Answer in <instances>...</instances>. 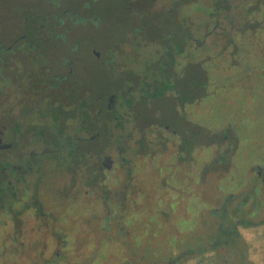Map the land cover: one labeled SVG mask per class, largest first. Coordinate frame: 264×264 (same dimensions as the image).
<instances>
[{"label": "rangeland", "instance_id": "rangeland-1", "mask_svg": "<svg viewBox=\"0 0 264 264\" xmlns=\"http://www.w3.org/2000/svg\"><path fill=\"white\" fill-rule=\"evenodd\" d=\"M253 1L256 0L249 5ZM141 2L145 8L149 0ZM229 4L213 16L215 11L208 0H190L179 12V17L196 38L188 41L184 52L176 57L177 69L181 71L186 66H194L188 73L191 79L193 74L197 76L194 70L197 67L206 77L204 84H207L203 100L186 107L187 120L199 125L203 132L201 171L193 164L194 160L178 163L171 159L170 174L178 176L182 184L170 182L167 189L170 196L167 198L156 164L161 168L164 165L163 143L168 133L164 129L154 132V135L136 133L135 127L128 123L125 133L120 132L117 137L123 142V160L112 145L110 151L118 165L105 172L99 189L90 186L88 198L79 194V197H73L75 200L71 204L66 198L63 200L65 203H61L58 190L69 179L55 175L60 171L52 169L51 165L45 167L50 186L47 189L49 206L56 210L58 218H81L85 215L82 214V205L87 200L89 227L84 230L71 229L65 224L60 227V219L57 223L48 220L44 224L36 220L34 214L25 215L26 226L21 229L25 243L23 254L17 256L19 252L10 245L8 264H170L183 252L189 251L195 254L185 256L179 264H264V11L253 12L246 17L244 11L250 6ZM198 6L201 7L199 12ZM117 7V0H100L94 10L107 17L105 25L99 22L91 26L71 24L69 29L74 31L66 41L39 42L53 67H58L61 55L69 53L70 47L75 45L72 55L80 66L86 68L85 71L80 68L77 73L94 93L118 88L127 78V73L120 78H109L108 71L95 63L92 53L90 56V48L100 52L116 45L117 36L124 31L118 25L120 13ZM48 9L50 6L43 5L41 0H0V45L9 46L15 40L20 41L19 38L28 33L26 19L33 13L41 17ZM156 9L164 13L172 6L165 8L158 2ZM215 17L220 25L218 30L214 29ZM160 21L165 23L166 20L160 18ZM230 21L235 22L236 27L244 26L248 21L253 24L262 22V25L256 35L249 32L246 36L235 34L231 37ZM44 22L48 28H54L53 22ZM135 22L131 15L127 16L124 29H131ZM58 32L64 33L63 30ZM150 34L151 39L156 37L155 31ZM11 35L15 36L13 40H9ZM131 40L128 36L122 49H112L115 55H109L114 59L108 68L129 72L135 69L141 74L144 66L152 62L150 60L161 58L158 53L161 48L148 45L141 38L137 39L141 44L134 48ZM34 42L30 39L20 44L29 46ZM190 81L196 83L199 78ZM156 137L159 138L157 146L154 144ZM140 140L143 141L142 146ZM173 140L171 137L170 150L166 149L167 157L177 152L171 144ZM153 152L161 153V158L154 159ZM118 187H121L123 195L122 207L116 208L115 214L111 213L116 220H112L109 232L102 221L107 208L98 201V196L107 194L112 210L113 191ZM101 189L104 191L100 192ZM136 191L144 193L147 199L132 203ZM30 197L27 196L25 201L28 202ZM243 202V212L240 213L239 206ZM170 206L175 211L168 219L161 213ZM223 210L225 218L213 215ZM92 218H96L95 223H92ZM241 220L244 221L242 225L239 224ZM221 225L232 229L236 225L239 238L232 240L230 245L212 250V239L218 236ZM9 230V237H15L14 228ZM2 232L4 229L0 230V236ZM64 241H67L66 245ZM57 253L61 255L58 259L55 257Z\"/></svg>", "mask_w": 264, "mask_h": 264}, {"label": "flooded vegetation", "instance_id": "flooded-vegetation-1", "mask_svg": "<svg viewBox=\"0 0 264 264\" xmlns=\"http://www.w3.org/2000/svg\"><path fill=\"white\" fill-rule=\"evenodd\" d=\"M41 1L43 5L50 6L47 12H43L42 18L47 23L53 22L54 28L50 29L46 24V28L38 32L37 45L20 44L26 40L25 33L19 38L20 41L15 40L9 46H0V58L3 60L6 69L3 78L0 77V90L4 89L3 93L0 92V117L2 118L0 151L4 154L3 157H0V161L4 164L0 173L2 176V180H0V230L4 229L3 235L0 236V264H8L10 245L14 247L16 252H19L16 254L17 256L23 254L25 243L22 240L21 229L26 226L25 219L27 218L24 217L25 215L34 214L35 219L44 224H47L48 220L57 223L60 219L58 223L60 227L62 224L70 226L71 229L79 230L89 227L91 222L87 215L89 212L87 200L84 202L85 205H82V214L85 215H82L81 218L68 219L63 216L58 218L56 210L49 206L47 189L50 186L47 183L45 167L49 164L52 169L60 171L55 175L59 178L69 179L68 183L62 185L63 187L58 190L61 203H65L63 200L66 198L70 200L69 203L71 204L75 200L73 197H79V194L88 198L90 186L99 189L105 172L118 165L110 151L112 145H115L119 158L123 160L125 152L123 142L117 137L118 133H125L128 123L135 127L136 133L145 134L146 132L148 135H154V132L156 134L160 129H164L168 133V136H164L166 139L163 143L164 165L161 168L156 164L157 170L160 171L159 177L162 179L163 192H167L170 182L176 181L182 184V180L178 179V176L174 177L170 174L171 159L178 163L194 160L193 164L201 171L199 166L204 145L203 132L199 125L192 124L190 120H187L186 107L196 105L203 100L201 89L203 83L201 81L192 83L190 81L192 79L188 78V73L194 66H186L185 70L178 71L176 59L184 52V47L188 41L196 38L191 28L186 26L187 23L179 17V12L188 5L190 0H149L145 8L142 6V0H117L119 5L117 11L120 13L117 21L124 31L117 36L119 40L116 45L108 47L107 50L102 49L103 51L100 52L90 48V56L92 53L95 63L108 71L111 79L120 78L123 73L127 72L131 78H134L132 79L133 82L137 81L139 84L147 76L149 86L148 88L137 89L132 80L125 78V85L121 83L118 88L98 93H94L91 88L86 87L83 80L79 78L77 71L80 68L85 71L86 68L80 66L76 57L72 55L76 48L75 45L70 47L69 53L61 55L60 60H58V67H53L49 64L47 53L41 50L39 42L41 40L66 41V37L74 31L69 29L71 24L76 26L83 24L91 26L98 22L102 26L104 22L106 24L107 17L94 10V6L100 0ZM251 1L208 0L213 11H215L212 13L213 16H217L215 14L221 8L230 5V2L238 7L250 6L248 10L244 11L246 17L253 15V12H261V10L263 13L264 0L253 1V4L249 5ZM158 2L165 8L172 6V9L164 13L157 12ZM136 6L141 7L136 8ZM197 8L196 10L199 12L201 7L198 6ZM123 15L125 19H123ZM130 15L133 21H136V25H132L131 29H124L125 20ZM160 18H165V23L160 21ZM217 21V17H215L214 29L218 30L220 25ZM261 23L253 24L248 21L245 22L244 26L236 27L237 24L230 21L232 27L230 36L235 34L246 36L249 32L256 35L261 28ZM59 30H63L64 33L59 34ZM153 31L156 32V37L151 39L152 34L150 33ZM46 36L49 38L45 39ZM128 36H131L130 44L134 48L141 44L137 40L139 38L148 45L161 48V51H158L161 58L156 61L150 60L152 62L144 66L141 74L135 72V69L129 72L128 70L115 71L108 68L114 59L109 55H115L112 49H122L121 46L127 42L124 39H127ZM9 38V40H13L15 36L11 35ZM163 55H166L168 60V74L167 77H162L161 70L158 74L160 76L156 77L158 73L156 69L160 70L159 65ZM170 66L173 67L170 68ZM56 69L58 71H55ZM194 70L198 76H201L202 71L199 68L196 67ZM2 82L4 87L1 86ZM178 84L180 85L178 86ZM123 87L128 89L130 97H125ZM161 99H164V106L158 103ZM114 108H117L115 118L114 121L110 122L114 134L107 150L104 152L92 151L90 142H95L97 138H100L99 130H102L105 125L104 111ZM139 108L142 111L145 108L146 121L139 120L141 112ZM146 123L147 125H145ZM92 129H96L97 134H92ZM171 137L175 139L171 144L177 148V152L167 157L166 149L170 150L169 141ZM157 141L159 138L156 137L154 139L155 145ZM139 143L141 146L143 145L142 140ZM38 148L42 149L39 151ZM153 154L154 159H159L162 156L158 152H153ZM58 155L63 158H58ZM12 168L17 169L18 173H11L10 169ZM150 190L151 188L149 189L151 193ZM103 191V189L100 190V192ZM136 192V197L133 196L132 203L138 204V201L142 202V198L147 199L148 196H144V193ZM106 195L100 194L98 201L102 203L105 209L107 208L106 217L102 221L105 223V229L110 232L112 229L110 224L112 220H116V216L113 217L111 213L115 214L116 208L121 209L122 207L121 187L113 191L114 204H112V210L110 208L111 201ZM27 196H31L28 202L25 201ZM164 196L168 198L169 192L165 193ZM166 204H168L167 201ZM16 206L19 207L16 208ZM172 211L175 209L170 206L167 211L164 210L161 214L169 219ZM92 220V223H95L96 218H92ZM10 227L14 228L15 237H9ZM53 227L57 229L56 226ZM54 238L57 239V237ZM77 240H79L78 237ZM63 244L66 245L67 241H64ZM60 256L59 253L55 255L57 259ZM177 259L178 257L173 260ZM18 260L22 261V259Z\"/></svg>", "mask_w": 264, "mask_h": 264}, {"label": "trees", "instance_id": "trees-1", "mask_svg": "<svg viewBox=\"0 0 264 264\" xmlns=\"http://www.w3.org/2000/svg\"><path fill=\"white\" fill-rule=\"evenodd\" d=\"M26 21L28 23L27 24V27H28L27 32L28 33L26 34V40L25 41H27V40L29 41L30 39H33V40H35V42L33 44L37 45L36 44V41H37L36 39L38 38L37 35H39L38 32H41V30L46 28V24H44L45 20H43L42 16L41 17H37V16H35V13H33V14H31V16L28 19H26ZM28 25H30V26H28ZM30 30H32L33 32L31 33ZM0 46L2 47L4 45L1 44ZM160 61H161L160 65H159L160 70L158 68L156 69V72H158L156 77L160 76L158 74L160 73L161 70H162V77L163 76L167 77L169 67L167 66L168 60L166 59V55H163V57H162V59ZM4 65L5 64H4L3 60H1V58H0V77H2V78L4 76V72L6 71ZM171 67H173V66H170V68ZM195 77L199 78V82L201 81V83H203V84H201V86H202L201 89H202V94H203L204 90H205V87L207 85L206 83L204 84V82L206 81V77L203 74H201V76H198V75L194 76V74H193L191 79H193ZM109 78H110V76H109ZM127 78L130 79V80L134 79L133 77L131 78L128 73H127ZM177 78H179V77H177ZM125 81H126V79L122 81V85H125V83H124ZM132 83L135 85V87L137 89L148 88V86H149V82L147 80V76H146V79H144V81L141 82L140 84L137 81L133 82V80H132ZM179 85L180 84H178V86ZM1 86L4 87L3 82L1 83ZM123 88H124L123 89V93H124L125 97L126 96L130 97L128 89L126 87H123ZM163 101H164V99H161L158 103L161 106H164V102ZM116 109L114 108L112 110H105L104 111V116H105L104 124L105 125L102 128V130L101 129L99 130L100 138H97L95 140V142H92V141L90 142V148H91L92 151L95 150V152H104L105 150H107V148L109 146V143H110V140L112 139L113 134H114L113 129L110 126V122L114 121ZM139 109H141V108H139ZM145 111H146L145 108H144L143 111L141 109L140 116H139V120L140 121H142V120L146 121L147 114H146ZM147 123L145 125H147ZM92 134H97L96 129H92ZM103 145H105V146H103ZM3 156H4L3 152L0 151V157H3ZM58 158L62 159L63 157L61 155H58ZM64 159H66V158H64ZM3 165H4L3 162L0 161V173H1L2 169H3V167H4ZM10 172L14 174V173H18V170L15 169V168H12V169H10ZM0 180H2L1 174H0ZM0 192H1V187H0ZM243 205H244V202H243V204H240V206H239V211H241L240 213L243 212V210H241ZM213 215L216 216V217H219V216L222 217L223 216V218H225L226 217V212L224 210L220 211V212H214ZM242 222H244V221L241 220V223L239 221V224L240 225L244 224ZM218 232H219L218 236L212 239V242H213V244L211 246L212 250L213 249H217V248H221V247L226 246V245H230L232 243V240H234L235 238H239V232L236 229V225H234L233 229L232 228H225V227H223V225H221L219 227V231ZM201 253H203V252H201ZM193 254H195L194 251H189L188 253L183 252L178 257L177 260H173L172 262H170V264H177V263L181 262L182 259H184L185 256L187 257V256H191Z\"/></svg>", "mask_w": 264, "mask_h": 264}, {"label": "water", "instance_id": "water-1", "mask_svg": "<svg viewBox=\"0 0 264 264\" xmlns=\"http://www.w3.org/2000/svg\"><path fill=\"white\" fill-rule=\"evenodd\" d=\"M2 143V140L0 139V144ZM108 160H109V158H108Z\"/></svg>", "mask_w": 264, "mask_h": 264}]
</instances>
